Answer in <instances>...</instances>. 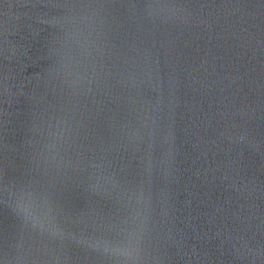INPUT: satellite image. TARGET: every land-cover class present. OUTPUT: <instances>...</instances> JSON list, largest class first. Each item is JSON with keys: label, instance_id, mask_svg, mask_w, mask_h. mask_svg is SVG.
I'll list each match as a JSON object with an SVG mask.
<instances>
[{"label": "water", "instance_id": "1", "mask_svg": "<svg viewBox=\"0 0 264 264\" xmlns=\"http://www.w3.org/2000/svg\"><path fill=\"white\" fill-rule=\"evenodd\" d=\"M0 264H264V0H0Z\"/></svg>", "mask_w": 264, "mask_h": 264}]
</instances>
